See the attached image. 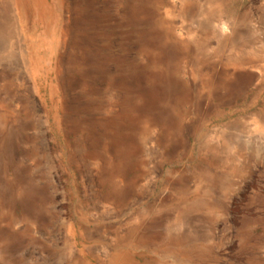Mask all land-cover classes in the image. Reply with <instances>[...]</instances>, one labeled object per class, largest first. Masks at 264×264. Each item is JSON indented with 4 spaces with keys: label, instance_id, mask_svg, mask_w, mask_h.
Wrapping results in <instances>:
<instances>
[{
    "label": "rangeland",
    "instance_id": "374dc122",
    "mask_svg": "<svg viewBox=\"0 0 264 264\" xmlns=\"http://www.w3.org/2000/svg\"><path fill=\"white\" fill-rule=\"evenodd\" d=\"M48 3L0 48V264H264V0Z\"/></svg>",
    "mask_w": 264,
    "mask_h": 264
},
{
    "label": "bare ground",
    "instance_id": "6f19581e",
    "mask_svg": "<svg viewBox=\"0 0 264 264\" xmlns=\"http://www.w3.org/2000/svg\"><path fill=\"white\" fill-rule=\"evenodd\" d=\"M66 1L72 14L71 2ZM48 14V0H0V48L29 46L34 40L31 35L36 32L34 25L42 23ZM68 23L66 20V25Z\"/></svg>",
    "mask_w": 264,
    "mask_h": 264
}]
</instances>
